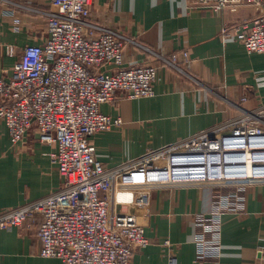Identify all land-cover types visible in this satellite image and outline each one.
Masks as SVG:
<instances>
[{
    "label": "built area",
    "instance_id": "obj_1",
    "mask_svg": "<svg viewBox=\"0 0 264 264\" xmlns=\"http://www.w3.org/2000/svg\"><path fill=\"white\" fill-rule=\"evenodd\" d=\"M48 1L54 10L49 13L44 45H27L10 78L0 77V120L13 146L33 129L42 145L58 144L51 158L62 183L47 197L1 212L0 231L31 230L37 224L40 255L63 264H132L135 251L149 245L145 232L152 191L208 187L213 203L208 214L196 216L193 264L219 260L223 216L245 214L244 193L264 185V106L106 167L97 159L93 138L121 128L124 121L103 114L102 105L118 92L128 99L155 97L159 69L123 67L131 39L91 25L86 29L92 0ZM187 3L190 9L215 13L257 9L250 21L226 26L221 35L225 41H238L248 54H264V0ZM6 49L15 56L14 47ZM184 56L188 59L187 53ZM171 60L177 62L178 55ZM165 245L172 247L169 240ZM170 264H178L173 253Z\"/></svg>",
    "mask_w": 264,
    "mask_h": 264
},
{
    "label": "crops",
    "instance_id": "obj_2",
    "mask_svg": "<svg viewBox=\"0 0 264 264\" xmlns=\"http://www.w3.org/2000/svg\"><path fill=\"white\" fill-rule=\"evenodd\" d=\"M53 10L48 0H0V77L10 78L27 45H44ZM257 13L253 7L221 13L190 9L187 0H92L86 29L91 25L131 39L123 67L159 69L155 97L128 99L118 92L102 105L103 114L121 117L124 124L93 138L97 159L115 167L264 106V54H248L238 41L221 35L224 27L250 21ZM7 47H14L15 56L7 54ZM57 150V143L42 145L36 129L13 146L0 120V213L60 187L62 177L51 158ZM212 192L208 187L152 191L145 232L149 245L135 251L132 264H170L171 253L178 264H193L196 216L211 211ZM244 195L246 213L223 216L220 259L199 264L262 263L264 185ZM37 230V224L31 230H1L0 264H63L40 255ZM167 240L172 247L165 245Z\"/></svg>",
    "mask_w": 264,
    "mask_h": 264
},
{
    "label": "rangeland",
    "instance_id": "obj_3",
    "mask_svg": "<svg viewBox=\"0 0 264 264\" xmlns=\"http://www.w3.org/2000/svg\"><path fill=\"white\" fill-rule=\"evenodd\" d=\"M204 131H205V130H204ZM202 132H203V131H202ZM200 133H201V132H200ZM198 134H199V133H198ZM119 209H120V207H119ZM119 209H118V210H119Z\"/></svg>",
    "mask_w": 264,
    "mask_h": 264
}]
</instances>
